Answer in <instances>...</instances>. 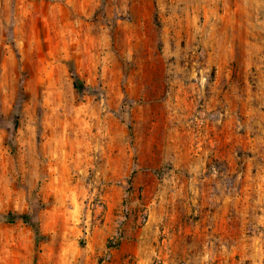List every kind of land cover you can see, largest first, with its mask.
Returning <instances> with one entry per match:
<instances>
[{"label":"rangeland","instance_id":"obj_1","mask_svg":"<svg viewBox=\"0 0 264 264\" xmlns=\"http://www.w3.org/2000/svg\"><path fill=\"white\" fill-rule=\"evenodd\" d=\"M0 264H264V0H0Z\"/></svg>","mask_w":264,"mask_h":264}]
</instances>
